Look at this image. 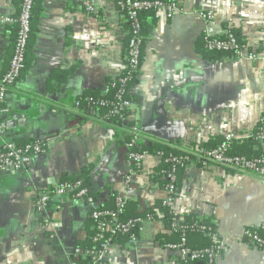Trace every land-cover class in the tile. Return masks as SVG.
I'll use <instances>...</instances> for the list:
<instances>
[{
    "label": "crops",
    "instance_id": "crops-1",
    "mask_svg": "<svg viewBox=\"0 0 264 264\" xmlns=\"http://www.w3.org/2000/svg\"><path fill=\"white\" fill-rule=\"evenodd\" d=\"M37 2L41 13L28 67L1 104L0 150L3 141L25 140L43 141L45 150L23 168L0 171V264H70L74 247L89 236L90 210L109 206L110 189L136 201L137 212L165 196L150 178L159 156L145 155L135 171L115 128L93 111L74 108L82 91L104 90L105 79L122 72L125 15L111 0H97L95 14L84 10L82 0ZM175 5L171 16L159 8L146 18L129 115L138 121L139 139L188 147L216 135H249L264 113V64L209 60L197 53L204 29L197 12L212 11L216 33L232 27L256 47L264 44V0H175ZM17 10L14 0H0V14L14 17ZM13 38L12 23L0 25V76L8 68ZM59 71L65 80L56 86ZM83 167L91 169L94 205L55 197L45 227L34 208L36 193ZM171 209L179 221L189 214L214 221L221 240L214 264H264V249L248 245L243 236L249 226L264 229V179L188 163ZM165 233L162 218L144 221L133 244H114L104 258L111 264H177L156 238Z\"/></svg>",
    "mask_w": 264,
    "mask_h": 264
},
{
    "label": "trees",
    "instance_id": "trees-1",
    "mask_svg": "<svg viewBox=\"0 0 264 264\" xmlns=\"http://www.w3.org/2000/svg\"><path fill=\"white\" fill-rule=\"evenodd\" d=\"M23 0H14V2L18 5L17 13L13 18L12 28L14 29V38L12 41V50L11 56L13 53L16 37L18 35L19 25H18V17L20 14V8ZM146 1L149 3H153L154 1H159L160 3L166 5L170 3H174L175 0H140ZM157 11L154 7H149L142 9L139 12V21H140V36H141V44H140V55L142 58V48L144 43L146 42L147 37L145 36V31L147 29L148 24L146 23V18L148 16H154V13ZM41 13L40 5H38L37 0H32L30 9H29V32L27 35V44L24 51V67L21 71L24 72L28 67V56L31 45L33 43L35 34H36V26L38 23V19ZM123 13V12H122ZM124 14V13H123ZM125 29L127 31L126 40L124 42V54H125V62L126 60V52L128 46V39L131 32L130 24L127 22L125 24ZM230 33L239 41L240 44L245 43V40L240 35V33L236 29H230ZM219 39H225L226 36L220 34L218 36ZM196 52L199 53L204 58L209 60H219L224 58H232L234 56V51H218V50H207L204 46V43L201 39L196 42ZM10 56V58H11ZM10 60V59H9ZM9 66V63H8ZM8 69V68H7ZM6 69V70H7ZM140 68L130 69L123 68L122 72L117 77H107L105 79V88L104 90L99 89H85L82 91L80 95L77 96L76 102L77 105H74V108L77 110L85 111H93L96 115H98L102 121L106 124L111 125L116 130V138L118 142H124L127 146V155L129 153L141 154V155H157L159 156L158 165L152 170L150 178L153 183L159 185L163 189L170 183L169 175L174 174L175 179L173 181V185L177 188L180 187L182 180L183 168L188 161H183L180 163H175L174 159L183 158L185 156L191 157V152L189 149H193V151H205L212 150L221 146L223 144L226 145L225 154L228 156H243L248 160L254 159H262L264 158V150L262 144L264 142L255 139L256 135L259 132V129L264 126L263 121L258 120L255 124L251 133L247 136H238L231 137L227 139L225 136L216 135L209 137L206 141L200 143H190L188 147H181L174 142H166L161 141L159 139H153L150 144H144L141 142L140 136L141 132L138 130V121L136 119H130V110L131 106L136 100L135 96L131 92V87L135 85L137 81V74L139 73ZM125 75H129V79L122 85L119 81V77H123ZM1 77V76H0ZM55 84L59 86L65 80V77L62 76V72H57L54 75ZM123 101H128L131 103V106H121ZM264 118V113L261 115ZM143 135V134H142ZM35 141V140H25V141H17L15 143L16 146L22 147L26 144ZM188 148V149H187ZM141 162V160H140ZM197 166L200 167L199 164ZM132 168L135 171L140 170V166H136L133 163ZM90 177H91V169L88 167H83L78 173L68 174L64 173L60 176L58 183L65 185L67 191L65 196L76 197L75 193L82 188L88 190L87 195L91 196L95 199L96 194L90 192ZM55 185V184H54ZM54 185L47 187L41 191H51ZM118 191L114 189L109 190L108 195V205L99 206L101 209L114 210L116 208L115 198L120 195ZM176 197V195H175ZM52 201L49 202V206H51ZM136 201L132 198H127L124 209L118 215V220L121 222H126L128 220L133 221V225L130 228L129 233H135L136 236L138 234V230L144 221L153 220L157 217L162 218L165 221L167 230H170L169 233L159 234L156 238L160 242L161 245L165 246V244L173 243L178 244L182 236L186 237V242L182 245V248L188 249L189 251H200L204 249H212L213 256L212 261L208 253L201 252L197 257L192 258L188 256L185 259L184 264H214L216 261L217 255L221 253L220 249V240L213 239L210 235V230L214 227V221H211L210 218H199L194 214H189L183 217L182 221L179 223L184 225L183 229H174L172 227L174 213L171 209L170 205H162V200H159L154 208L146 209L143 212H137ZM94 226L95 220L91 217L89 213V236L87 239L80 243L78 246L84 249L95 247L92 242V235L94 234ZM248 231V237L252 235H256L264 239V229L262 227L249 226L246 228ZM129 233H118L114 237L115 244L120 246H124L128 242ZM249 240V238H246ZM248 245H250L249 241L246 240ZM129 243V242H128ZM131 244V243H130ZM251 246V245H250ZM89 259L84 257L80 260L81 263L88 262Z\"/></svg>",
    "mask_w": 264,
    "mask_h": 264
},
{
    "label": "built area",
    "instance_id": "built-area-1",
    "mask_svg": "<svg viewBox=\"0 0 264 264\" xmlns=\"http://www.w3.org/2000/svg\"><path fill=\"white\" fill-rule=\"evenodd\" d=\"M115 3L118 9L124 13L125 20L130 24L131 32L128 39V46L126 52V62L124 68H140L141 55H140V21L139 12L142 9L154 7L156 9L163 8L167 12V16H171L177 9L175 2L170 4H162L159 1L149 3L140 0H111ZM32 0H23L20 8V14L18 17V35L16 37L12 56L9 60L8 69L0 77V110L9 86L12 85L21 75V71L24 67V51L27 44V35L29 32V9ZM97 0H82V6L85 11L91 14H95ZM197 17L204 24V29L200 34V38L207 50L218 51H234L233 59L247 60L250 62H261L264 64V44H260L256 47H249L246 43L240 44L239 41L229 32L230 28H226L221 34L226 38L219 39V33L214 31L217 20L215 15L210 10H200L197 12ZM13 22V18L7 15L0 14V25H5ZM129 79V75L119 77V81L123 85ZM77 105V102L75 101ZM121 106L129 107L131 103L123 101ZM264 118L260 117L259 120L263 121ZM2 128L0 126V134ZM230 139L231 135L225 136ZM255 139L264 142V126L259 129ZM188 149V148H187ZM226 145L223 144L212 150L205 151H193L191 157L185 156L183 158L174 159L175 163H181L188 161L195 165L199 164L202 167L210 165H218L225 168L229 172L251 174L259 179L264 178V158L248 160L243 156H228L225 154ZM45 150V142L40 140L32 141L25 146L19 147L15 143L10 141H3L2 148L0 150V171L15 170L23 168L31 159L42 153ZM145 155L129 153V161L136 166H140V160ZM170 183L165 187V196L162 199V205H170L173 203L175 195L177 194V188L173 185L175 179L174 174L169 176ZM127 180V179H126ZM66 187L61 183H56L51 191H38L34 198V208L39 216L40 222L48 227L52 221L49 209V202L55 197H61L66 194ZM88 190L85 188L79 189L75 195L77 198H81L91 205H94L95 199L87 195ZM127 201L125 195H118L115 198L116 208L114 210L101 209L99 206L92 207L90 210L91 217L95 220L94 234L91 239L95 247L84 249L76 246L73 249L70 257V264H111L105 260L104 255L109 248L115 244L114 237L118 233H129L130 228L133 225V221L128 220L121 222L118 220V215L124 209ZM174 213V212H173ZM177 215L174 213L172 227L174 229H183L184 225L179 223ZM210 235L213 239L219 240V235L215 228L208 227ZM170 232V230H168ZM244 239L249 241L250 245L257 249H264V239L252 235L248 237L247 229L244 230ZM246 238H249L246 239ZM137 240L135 233H129L128 242L133 244ZM186 242V237L182 236L178 244L168 243L165 244V248L173 253V257L177 264H184L185 259L190 256L192 258L197 257L201 252L208 253L210 260L212 261V249H204L200 251H189L182 248V245ZM221 244V240H220ZM219 244V245H220ZM220 247V246H219ZM84 257L89 259L86 263H81L80 260Z\"/></svg>",
    "mask_w": 264,
    "mask_h": 264
},
{
    "label": "water",
    "instance_id": "water-1",
    "mask_svg": "<svg viewBox=\"0 0 264 264\" xmlns=\"http://www.w3.org/2000/svg\"><path fill=\"white\" fill-rule=\"evenodd\" d=\"M25 111H17V112H15L16 114H22V113H24ZM128 196H129V194H127Z\"/></svg>",
    "mask_w": 264,
    "mask_h": 264
},
{
    "label": "rangeland",
    "instance_id": "rangeland-1",
    "mask_svg": "<svg viewBox=\"0 0 264 264\" xmlns=\"http://www.w3.org/2000/svg\"><path fill=\"white\" fill-rule=\"evenodd\" d=\"M262 179H264V178H262Z\"/></svg>",
    "mask_w": 264,
    "mask_h": 264
}]
</instances>
